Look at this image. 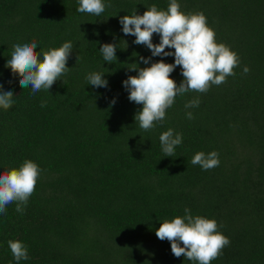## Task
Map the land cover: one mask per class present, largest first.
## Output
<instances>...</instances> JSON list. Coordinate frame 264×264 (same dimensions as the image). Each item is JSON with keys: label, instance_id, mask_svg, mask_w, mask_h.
Returning <instances> with one entry per match:
<instances>
[{"label": "trees", "instance_id": "obj_1", "mask_svg": "<svg viewBox=\"0 0 264 264\" xmlns=\"http://www.w3.org/2000/svg\"><path fill=\"white\" fill-rule=\"evenodd\" d=\"M104 3L97 17L78 12L79 0H0V84L14 93L12 107L0 108V174L25 160L41 169L24 212L13 202L0 214V264H17L9 240L28 249L19 264H194L155 234L185 208L215 219L230 239L211 264H264V0H178L185 14L205 15L216 42L236 52L240 65L206 93L178 95L147 132L135 121L142 105L129 100L123 81L138 74L129 70L133 63L175 58L152 56L119 20L152 5L166 11L170 0ZM33 40L37 52L73 44L70 70L35 95L5 67L14 44ZM152 40L158 44L159 34ZM106 43L117 47L111 63L100 52ZM93 72L107 87L88 84ZM170 75L179 86L181 67ZM194 98L199 107L185 109ZM169 128L183 140L165 157L159 137ZM212 151L218 167L191 164L197 152Z\"/></svg>", "mask_w": 264, "mask_h": 264}, {"label": "clouds", "instance_id": "obj_2", "mask_svg": "<svg viewBox=\"0 0 264 264\" xmlns=\"http://www.w3.org/2000/svg\"><path fill=\"white\" fill-rule=\"evenodd\" d=\"M105 7L104 0H79L77 11L99 17ZM119 22L122 32L134 36L133 43L145 45L152 56L175 58L174 63H165L161 59L143 68L133 63L129 70L138 74L123 81V86L129 91V100L142 105V109L135 115V121L139 122V127L145 132L155 128L157 122L165 120L166 110L174 104L178 95L183 96L188 92L206 93L211 86H219L226 82L227 77L236 75L234 69L240 65L238 54L225 44L216 42V33L208 26L207 18L202 12L185 14L180 10L178 0H170L166 11L158 10L156 5H152L143 15H125L120 17ZM154 33L160 36L158 44L153 43ZM166 48L175 51H165ZM36 49L35 40L14 44L11 58L5 65L14 75L20 76L21 87H30L33 95L41 90L49 92L52 85L70 70L66 65L73 44L68 41L59 48L42 52H37ZM116 49L115 44H103L100 52L104 61L111 63L117 60ZM149 59L140 57L145 65L149 63ZM177 66L181 67L183 76L179 86L170 75ZM249 71L247 66L243 68L244 74ZM103 77V74L93 72L86 79L89 85L107 87L108 82ZM13 97V91H3V85L0 84V108L10 109L14 103ZM112 104H115V99ZM199 104V98H194L185 103L184 107L190 109L199 107ZM46 105L47 101L41 102V107ZM186 118L194 119L193 113L186 112ZM159 140L165 157H172L183 137L180 133L174 134L169 128L160 135ZM191 164L199 165L205 171L213 169L220 164L219 154L216 151L207 155L197 152L191 158ZM40 174V167L32 160H25L19 168L0 174V214L6 213L7 206L13 202L16 204V211L23 213L35 191ZM184 212L183 217L177 216L161 223L155 233L157 238L161 241L168 240L171 251L177 258L184 256L194 264H211L230 244V239L217 230L215 219L193 216L188 208ZM8 246L17 264L29 259L28 249L21 241L9 240Z\"/></svg>", "mask_w": 264, "mask_h": 264}]
</instances>
